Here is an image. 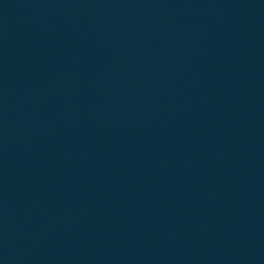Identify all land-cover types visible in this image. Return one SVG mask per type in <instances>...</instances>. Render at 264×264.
<instances>
[{
  "label": "water",
  "instance_id": "obj_1",
  "mask_svg": "<svg viewBox=\"0 0 264 264\" xmlns=\"http://www.w3.org/2000/svg\"><path fill=\"white\" fill-rule=\"evenodd\" d=\"M0 264H264V0H0Z\"/></svg>",
  "mask_w": 264,
  "mask_h": 264
}]
</instances>
